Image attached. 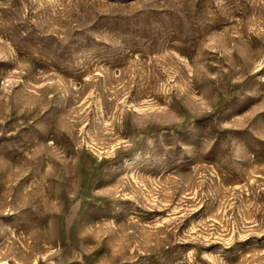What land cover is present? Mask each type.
<instances>
[{"label": "rangeland", "instance_id": "rangeland-1", "mask_svg": "<svg viewBox=\"0 0 264 264\" xmlns=\"http://www.w3.org/2000/svg\"><path fill=\"white\" fill-rule=\"evenodd\" d=\"M0 264H264V0H0Z\"/></svg>", "mask_w": 264, "mask_h": 264}]
</instances>
